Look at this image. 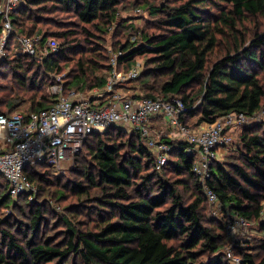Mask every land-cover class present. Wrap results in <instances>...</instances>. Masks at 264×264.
Wrapping results in <instances>:
<instances>
[{
    "label": "trees",
    "instance_id": "16d2710c",
    "mask_svg": "<svg viewBox=\"0 0 264 264\" xmlns=\"http://www.w3.org/2000/svg\"><path fill=\"white\" fill-rule=\"evenodd\" d=\"M123 1L25 0L12 15L17 35L54 39L59 52L41 64L15 55L17 40L9 41L0 64V114L24 103L29 113L50 107L46 87L59 76L67 91L104 88L113 76L106 36L115 33L117 72L146 57L133 79L140 85L134 97L182 100L187 126L229 113L254 119L264 110V0H129L153 14L142 29L119 21ZM240 128L234 154L213 161L205 185L229 215L264 231V121ZM164 141L169 159L157 169L139 133H94L68 176L46 163L26 168L38 187L33 200L12 198L0 179V264H232L224 223L209 218L205 185L193 172L195 153L182 141ZM231 250L242 264H264L263 238Z\"/></svg>",
    "mask_w": 264,
    "mask_h": 264
},
{
    "label": "built area",
    "instance_id": "2783aa9c",
    "mask_svg": "<svg viewBox=\"0 0 264 264\" xmlns=\"http://www.w3.org/2000/svg\"><path fill=\"white\" fill-rule=\"evenodd\" d=\"M23 1L0 0V64L7 58V47L13 37L17 40L13 48L15 55H30L41 64L47 60L53 63V56L59 52L56 40L42 41L40 35L19 36L12 26V15ZM117 58L118 54L111 56L113 76L104 88L86 93L67 91L63 76H59L46 87L52 102L50 107L33 113L15 111L0 114V141L7 145V150L0 151V179L6 182L8 194L12 198L30 195V200H33L36 197L38 187L25 173L29 165L46 163L58 170L63 163L75 158L90 135L104 133L109 127L139 133L148 147L158 153L157 169H160L169 159L168 145L162 140L168 135L155 129L153 118L165 119L174 134L189 145L188 152L196 156L193 172L205 185L219 149L232 142L229 132L253 119L242 113H229L212 124L205 123V129L194 132L182 120L186 112L182 100L138 99L117 88L119 84L137 78L142 70V65L137 63L126 73L117 72ZM153 134L160 135V139L155 140ZM204 194L209 203L219 204L215 192L206 185ZM224 219L227 233L240 226L247 227L250 223L242 216L226 215ZM234 244L232 242L227 248V258L232 264H242L241 259L231 250Z\"/></svg>",
    "mask_w": 264,
    "mask_h": 264
},
{
    "label": "rangeland",
    "instance_id": "374dc122",
    "mask_svg": "<svg viewBox=\"0 0 264 264\" xmlns=\"http://www.w3.org/2000/svg\"><path fill=\"white\" fill-rule=\"evenodd\" d=\"M165 1L166 0H154L153 3H156V5H159L161 2H165ZM129 2H130L129 0L123 1L121 7H125V8H122L119 11V21H127V22L130 21V23H133L135 25L136 29H142L143 27L146 26L148 21H151L153 19L152 18L153 14H150V10H148L144 7L143 8H133ZM24 4H25V0L23 1V5ZM212 11L215 14H217V11H215V10H212ZM259 22H260L259 23L260 28L264 29V17L263 16L259 18ZM116 25H115V28H116ZM247 25L250 29L255 28V24L253 23L252 19L247 21ZM115 28L113 27L111 29V32L114 31ZM106 38L108 40L107 46L109 48L108 49L109 54L110 53H111V55L118 54V53H116L117 49L114 48L115 41H118V39H119L117 34L115 33V35H112V34L107 35ZM145 59H146V57H140V60H138L137 63L144 65ZM124 71L125 70H123L121 72L124 73ZM122 85H123V83H122ZM125 86H126V89L123 90L124 93L135 94V93L140 91L139 83L135 82L134 80L128 82ZM28 108H29V103H24L16 111L27 112ZM197 119L198 118H193V119H190L188 121V127L194 132L201 131V130L205 129V127H202V128L198 127ZM261 121H264V110L261 111L260 113H258L254 119H250L246 125H253L254 123L261 122ZM123 130H125V129H123ZM125 131L131 132L134 130H125ZM241 132H242V128H240V127L235 129L234 131L229 132V136L231 137V141H232L231 145H229L227 147L225 154H221V156L217 155L218 156L217 159H219L221 162L229 161L228 158L232 154H234V151L232 152V149H233V146L235 147L236 143H238V136L240 135ZM153 138L155 140H158V139H160V135L153 134ZM164 139H170L171 140V138H169V137H163L162 140H164ZM179 139H181V138L178 137V140ZM171 141H176V140H171ZM179 141H181V140H179ZM230 149H231V151H230ZM0 151H1V149H0ZM153 153H154V157L156 158L155 161L157 163L158 153L154 152V150H153ZM74 160H75V158L72 161H67V162L63 163L61 165V168L58 170L55 168V174L62 176V177L68 176L70 169L74 166ZM28 196L30 199V195H28ZM43 197H41V199ZM51 200L52 199H50V201ZM20 202L23 203L24 199H20ZM221 204H220V202L218 205H214L213 203H209V210H208L209 215L208 216L211 219H216L217 221L224 223V221H225L224 216H226V215L230 216V217H232V216L229 215L225 211L224 207L222 209ZM55 207H57V210H59V209L61 210V207L59 205L56 204ZM11 211H12L11 208H9V209L4 208L2 210V213L10 214ZM262 215L264 217V210H263ZM226 219H229V218L227 217ZM259 227H260L259 223L250 222L249 225H247V227L240 226L238 229H236L235 231H232L231 233H227V231H225L226 237H229L228 244L230 245L232 242H235V243L237 242L240 246H246L248 244H251V245L255 244L259 239H261V238L264 239V231L260 230ZM231 235H233V236H231ZM236 250H238L237 247H236ZM226 251H228V250L226 249Z\"/></svg>",
    "mask_w": 264,
    "mask_h": 264
},
{
    "label": "crops",
    "instance_id": "0c3cea01",
    "mask_svg": "<svg viewBox=\"0 0 264 264\" xmlns=\"http://www.w3.org/2000/svg\"><path fill=\"white\" fill-rule=\"evenodd\" d=\"M152 123H153V125H154V127H155V129H159V130H162V131H164L165 132V134H167V132H168V137L169 138H171V140H178V137L174 134V131L172 130V128H170L169 126H168V124H167V122H166V120L165 119H162V118H158V119H152ZM205 126V123H202V124H199L198 125V127L199 128H202V127H204ZM168 129V130H167ZM235 129H237V128H235ZM235 129H232L231 131H234ZM172 132V133H171ZM167 137V136H166ZM170 140V139H169ZM180 140V139H179ZM231 145V144H230ZM229 146V145H228ZM228 146H226V147H224V148H221V149H219V151H218V153H217V155L218 156H221V154H225V152H226V149H227V147ZM0 149H1V151H5V150H7V145L6 144H4V143H2V141H0ZM217 156V157H218Z\"/></svg>",
    "mask_w": 264,
    "mask_h": 264
},
{
    "label": "bare ground",
    "instance_id": "6f19581e",
    "mask_svg": "<svg viewBox=\"0 0 264 264\" xmlns=\"http://www.w3.org/2000/svg\"><path fill=\"white\" fill-rule=\"evenodd\" d=\"M12 47H13V45H12ZM14 48V47H13ZM159 98V97H158ZM168 130V129H167ZM172 133V132H171ZM167 134H168V132H167ZM168 137V136H167ZM52 203V202H51Z\"/></svg>",
    "mask_w": 264,
    "mask_h": 264
}]
</instances>
